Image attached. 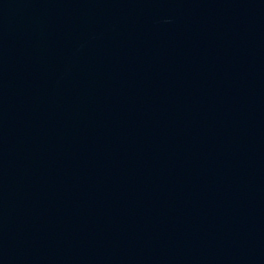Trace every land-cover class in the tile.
Segmentation results:
<instances>
[{"label": "water", "instance_id": "95a60500", "mask_svg": "<svg viewBox=\"0 0 264 264\" xmlns=\"http://www.w3.org/2000/svg\"><path fill=\"white\" fill-rule=\"evenodd\" d=\"M0 264H264V0H0Z\"/></svg>", "mask_w": 264, "mask_h": 264}]
</instances>
